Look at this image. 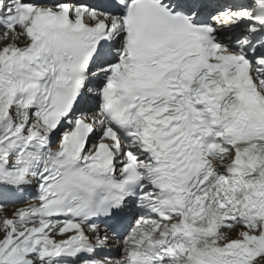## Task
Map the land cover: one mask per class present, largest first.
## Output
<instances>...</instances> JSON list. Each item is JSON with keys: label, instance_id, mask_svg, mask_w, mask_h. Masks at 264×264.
<instances>
[{"label": "snow or ice", "instance_id": "1", "mask_svg": "<svg viewBox=\"0 0 264 264\" xmlns=\"http://www.w3.org/2000/svg\"><path fill=\"white\" fill-rule=\"evenodd\" d=\"M0 264H264V0H0Z\"/></svg>", "mask_w": 264, "mask_h": 264}]
</instances>
